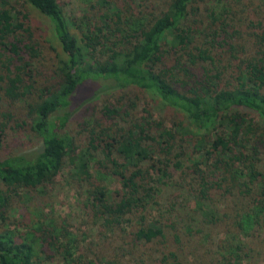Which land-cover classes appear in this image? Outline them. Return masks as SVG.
Segmentation results:
<instances>
[{
  "label": "trees",
  "instance_id": "obj_1",
  "mask_svg": "<svg viewBox=\"0 0 264 264\" xmlns=\"http://www.w3.org/2000/svg\"><path fill=\"white\" fill-rule=\"evenodd\" d=\"M88 1L69 19L58 0H0V101L24 103L40 146L0 158V264H264V0ZM20 3L50 22L56 84L38 86ZM98 81L179 117L110 99L83 147L67 127ZM65 170L98 241L47 212Z\"/></svg>",
  "mask_w": 264,
  "mask_h": 264
},
{
  "label": "rangeland",
  "instance_id": "obj_2",
  "mask_svg": "<svg viewBox=\"0 0 264 264\" xmlns=\"http://www.w3.org/2000/svg\"><path fill=\"white\" fill-rule=\"evenodd\" d=\"M64 7L66 16L69 19H81L87 14V8L89 5L88 0H58ZM22 6V19L29 23L32 31L37 39L42 44V56L37 64V75L35 79L38 81V86L43 87L49 84L53 85L58 83L56 75L55 65L57 64V52L54 47L59 48L57 44L49 20L40 14L37 10L30 7L28 4L20 3ZM25 15V16H24ZM24 17V18H23ZM49 82V83H48ZM108 82L98 81L94 85V91L91 93L90 99L84 100L87 94H81L78 100V106L73 114V118L67 127V133L76 139V143L83 146L86 143L87 131L96 117L100 116V111L104 105L120 96H125L126 100L138 98L135 111L140 116H147L144 114V109L153 115L155 119H164L166 123L171 126L172 123L178 119L176 112L171 109H165L159 105V102L147 92H142L140 89H134L130 91H116L114 89L104 88L103 92H97L98 88H103ZM110 86V85H109ZM124 92V93H123ZM137 95V96H136ZM136 98V99H137ZM116 102V101H115ZM7 112L11 114L12 119L7 126L8 138L0 145V158L9 157L11 154H34L39 149V139L33 134L31 125L32 120L27 116V109L24 107V103L18 102L16 105L9 106L0 101V125L6 123L2 118V114ZM149 113V114H150ZM17 123L21 124V127H17ZM1 130V129H0ZM84 147V146H83ZM118 183L111 182V188L117 189ZM77 189L70 183V175L68 171L62 172L57 184L52 186L51 195L48 197V213L53 214L59 218H66L72 222V229L80 233V235H86V243L98 241L96 237H99L96 232L83 223L84 212L79 206L80 199L77 195ZM223 228L216 230V235L223 237ZM215 235V236H216ZM110 245L109 242H106ZM100 253H103L102 249H99ZM111 257H113L111 255ZM121 264H131V262L124 261Z\"/></svg>",
  "mask_w": 264,
  "mask_h": 264
}]
</instances>
